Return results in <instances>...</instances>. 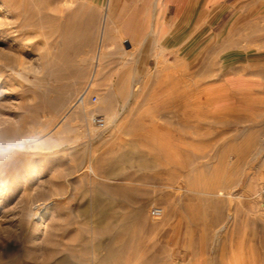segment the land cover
Listing matches in <instances>:
<instances>
[{"label":"rangeland","instance_id":"374dc122","mask_svg":"<svg viewBox=\"0 0 264 264\" xmlns=\"http://www.w3.org/2000/svg\"><path fill=\"white\" fill-rule=\"evenodd\" d=\"M44 1L33 16L47 23L31 27L30 48L20 36L22 54L12 53L16 64L1 79L0 264H264V217L239 205L233 217L226 198L264 189L251 178L264 158V0L210 8L193 0L156 50L149 31L135 28L146 6L110 35L109 21L97 82L77 117L69 113L94 72L107 0H70L63 13L59 0ZM133 2L117 0L114 16ZM175 14L170 8L166 20ZM63 19L82 47L90 37L77 78L52 48ZM6 44L0 36L5 54ZM49 58L63 73L41 72Z\"/></svg>","mask_w":264,"mask_h":264},{"label":"bare ground","instance_id":"6f19581e","mask_svg":"<svg viewBox=\"0 0 264 264\" xmlns=\"http://www.w3.org/2000/svg\"><path fill=\"white\" fill-rule=\"evenodd\" d=\"M73 0H71L72 2ZM85 2V0H83ZM97 0H91L90 4L92 5L93 3H95ZM2 7L0 8L2 13H3V19L4 22L3 24L0 25V36L3 38H5V40L7 41V43H9L8 45H5L6 49V54H5V50L4 53L0 52V85H1V79H2V74H3V69L7 66L9 67H14V65L16 64V61L14 59V56H12V53H16L18 57V55L21 56L22 52L20 50L21 45H20V41L19 38L21 35L26 34V38H27V42L25 43L23 48H30L31 45L28 43V35H29V30L31 29V27L41 24V25H45V23H47L49 17H42L38 20L34 19V14L35 12L38 10L37 5L40 3L41 8L43 9V4H45L44 0H2ZM59 6L61 9V12L63 13V7L67 4L70 3V0H59ZM116 2V0H115ZM89 4V3H88ZM74 5V4H72ZM48 7V5H47ZM58 7V6H57ZM60 9L58 10V13L60 12ZM44 10V9H43ZM78 10V9H77ZM56 11V10H55ZM70 11V10H69ZM79 11V10H78ZM73 12V11H72ZM55 13V14H58ZM75 15V14H74ZM59 16V15H58ZM60 16L62 17V15L60 14ZM74 17V16H73ZM64 18V16H63ZM62 19V18H61ZM68 19V18H67ZM67 19H63L64 22L61 23L60 29L58 32H62L60 33V37H61V41L58 42L56 41L53 45V49L56 51V59H59V61H61V63L63 62L64 66L67 67V65H71L74 67V78H77L81 75L83 67H84V63L86 62L85 59H83L80 54L83 53L85 50L84 47H87V51L88 48L90 49V46L88 42L90 37L89 34H87V36L89 37L88 41H86L85 45H83L80 43V39H81V34L77 31L76 27L73 24V21H68ZM53 20V19H52ZM56 20V19H55ZM87 20V18H86ZM89 20V19H88ZM50 21V20H49ZM110 21V15L108 13V6L106 5L105 7V12H104V16L102 19V27H101V36L99 39V46L97 49V53H96V57H95V62H96V66L94 69V72L92 73V76L90 78V81L88 82V85H86L85 89L80 93L76 103L72 106V110L70 111L69 115L73 112L74 115L79 116L81 113H85L86 114V110L84 107H86V103L88 102L90 93L92 91V89L95 87L96 82H97V74H98V70H99V64H101V60L102 57H104V46H105V41L107 39V32H108V22ZM92 22V21H91ZM90 22V23H91ZM49 23V22H48ZM52 23V22H51ZM60 24V22H58ZM87 23V22H86ZM89 24V23H88ZM55 25V24H54ZM77 25V24H76ZM3 26V28H1ZM85 27V26H84ZM92 28V26H90ZM90 28V29H91ZM80 29V27H79ZM89 29V30H90ZM84 30V29H83ZM91 31V30H90ZM85 33V32H84ZM83 33V36H84ZM87 33V32H86ZM114 34V33H113ZM11 44V46H9ZM42 48L46 49V52L48 51L49 47H48V42L44 41L42 43ZM3 49V48H2ZM1 49V50H2ZM8 50V51H7ZM3 51V50H2ZM50 51V50H49ZM48 51V54L50 53ZM58 62V61H57ZM40 65V64H39ZM54 68L55 70H57L58 75L60 74L61 68L63 69L62 66H60V62L59 64L55 62V60H53L52 58L46 59L45 63H43L41 65V69H42V73H44V71H48L50 68ZM70 67V66H69ZM101 67V66H100ZM48 69V70H47ZM71 69V67L69 68ZM60 72H59V71ZM72 70V69H71ZM73 72V71H72ZM63 73V72H62ZM66 76V75H65ZM70 76H73L72 74ZM63 77V75H62ZM60 75V78H62ZM59 77H56L54 80H50V81H54L53 84L57 85V87H59L60 83L63 84L61 81L62 79H60ZM70 78V77H69ZM48 81V82H50ZM52 84V83H51ZM53 87V86H52ZM51 88V87H50ZM63 88V87H62ZM61 88V91L63 90ZM59 91V90H58ZM52 92V91H51ZM50 93V92H49ZM62 93V92H61ZM50 96V95H49ZM51 97V96H50ZM48 100V99H47ZM52 100V99H51ZM60 101V100H59ZM71 116V115H70ZM74 118V117H73ZM70 119V118H69ZM263 147H261V151L264 152V141H263ZM250 147V146H249ZM250 149V148H249ZM260 151V150H259ZM258 151V152H259ZM260 151V152H261ZM239 152V151H238ZM246 152V151H245ZM252 152V151H251ZM235 153V152H234ZM241 153V151H240ZM247 154V153H246ZM231 155V154H230ZM250 155V154H249ZM239 156V155H238ZM251 156V155H250ZM256 157V156H255ZM259 157V156H258ZM264 157V156H263ZM230 158V157H229ZM236 158V157H235ZM240 158V157H238ZM245 159V158H244ZM250 159V158H249ZM144 160V159H143ZM242 160V159H241ZM259 160V159H258ZM125 163L129 162L127 159L124 158L123 160ZM258 162V161H257ZM260 162H261V158H260ZM243 163V162H242ZM262 163V164H261ZM260 166H256L253 167V169H258L257 172H253L251 173V178L256 179L257 181L260 182V184H262L264 182V158L261 162ZM259 165V163H258ZM238 168V167H237ZM250 169V168H249ZM248 169V170H249ZM84 170V169H82ZM174 170V169H173ZM86 172H90L92 173L94 176H96V173L94 171V169L90 168V167H86L85 168ZM113 170H109L106 173L110 176H117V175H121L120 172H112ZM252 171V170H251ZM84 172V171H82ZM85 173V172H84ZM177 173V172H176ZM82 174V173H81ZM175 174V173H174ZM91 175V174H90ZM248 177L250 176V174H247ZM98 177V176H97ZM178 177L181 179L180 180V190L183 191L184 190V185L183 182L187 179L186 175L183 173L178 174ZM192 179V178H191ZM69 181V179L67 180ZM247 182V181H246ZM179 183V182H178ZM185 183V182H184ZM188 184V182L186 183V185ZM230 184V183H229ZM232 185V184H231ZM242 185V183H241ZM245 185V184H244ZM231 187V186H230ZM244 187V186H243ZM246 187V186H245ZM253 187V186H252ZM260 187V186H259ZM178 188V187H177ZM187 189V188H186ZM190 189V188H189ZM177 190V189H176ZM121 191V190H120ZM187 191V190H186ZM119 192V191H118ZM117 192V193H118ZM224 192V191H223ZM120 193V192H119ZM119 193L117 194V196L119 195ZM219 193V192H218ZM121 194L124 195V193L121 192ZM120 194V195H121ZM223 193H219V195H222ZM248 193L246 192V194H240L239 196L236 195V193H229L227 194L226 198H227V202H228V208H229V212H232L234 210V214L233 217H235L238 213V205L240 207H242L243 209H245L248 212H251L255 215H259V217H264V189H259L257 192L251 194V195H247ZM180 195V194H179ZM218 195V194H217ZM216 195V196H217ZM182 196V195H181ZM210 198V197H209ZM218 199V198H217ZM204 200V199H203ZM195 202V201H194ZM189 203V202H188ZM233 203V204H232ZM44 203H41L40 205L38 204V207L33 209L32 211V217L36 218L39 214V211L43 208ZM241 208V209H242ZM219 209V208H218ZM220 210V209H219ZM244 210V211H245ZM243 212V211H242ZM247 212V213H248ZM247 215V214H246ZM216 216V215H215ZM247 217V216H246ZM257 217V216H256ZM45 216L42 215L39 217V219H41V222L44 221ZM255 218V216H254ZM155 222L157 221H163L164 219V210H163V215L160 218H154ZM215 219V218H214ZM213 219V220H214ZM217 219V217H216ZM40 221V220H39ZM208 221V220H207ZM216 222V221H215ZM155 224V223H154ZM212 225V224H211ZM42 224L40 225L39 228H41ZM158 225H156L157 227ZM155 227V226H154ZM210 228V226H209ZM216 228V226H215ZM214 228V229H215ZM212 229V228H211ZM38 233V232H37ZM110 253V252H109ZM112 253V251H111ZM5 255V254H4ZM3 255V256H4ZM11 255V254H10ZM109 254L107 255L108 257H110ZM12 256V255H11ZM106 256V257H107ZM6 257V256H5ZM8 257V256H7ZM9 258V257H8ZM7 258V259H8ZM11 258V257H10ZM1 259V257H0ZM17 259V258H16ZM108 259V258H106ZM108 262V261H107ZM23 263V262H20ZM29 263V262H28ZM11 264V263H9ZM16 264V263H15ZM25 264V262H24ZM107 264V263H106Z\"/></svg>","mask_w":264,"mask_h":264},{"label":"crops","instance_id":"0c3cea01","mask_svg":"<svg viewBox=\"0 0 264 264\" xmlns=\"http://www.w3.org/2000/svg\"><path fill=\"white\" fill-rule=\"evenodd\" d=\"M224 1L226 0H206V8L215 7ZM103 2L104 0H97L92 5L99 6ZM192 2L193 0H134L133 4L126 6L122 15L116 18L114 16L115 0H107L106 5L108 6V13L110 15L109 35L114 26L118 27L125 22L124 20L131 18L130 13L133 15L132 10L137 11L138 7L146 6L147 11L145 14L142 15L141 13H137L135 28L136 32L140 34H145V31H149V37H152L154 44L152 49L156 50L158 44L161 42L163 33L167 32L170 28L169 25L175 22L180 23L184 11H186L188 7V9H190ZM170 8H174L176 13L171 23L166 20ZM156 55L159 58H164L163 50Z\"/></svg>","mask_w":264,"mask_h":264},{"label":"built area","instance_id":"2783aa9c","mask_svg":"<svg viewBox=\"0 0 264 264\" xmlns=\"http://www.w3.org/2000/svg\"><path fill=\"white\" fill-rule=\"evenodd\" d=\"M92 123L99 128L105 127V119L102 117H93ZM162 215H163V210L161 208H154L151 211L152 218H160Z\"/></svg>","mask_w":264,"mask_h":264},{"label":"clouds","instance_id":"9594fccd","mask_svg":"<svg viewBox=\"0 0 264 264\" xmlns=\"http://www.w3.org/2000/svg\"><path fill=\"white\" fill-rule=\"evenodd\" d=\"M4 187L3 185H0V188Z\"/></svg>","mask_w":264,"mask_h":264}]
</instances>
